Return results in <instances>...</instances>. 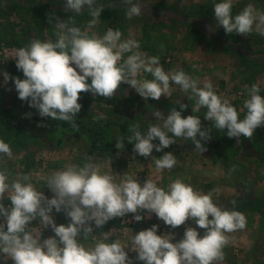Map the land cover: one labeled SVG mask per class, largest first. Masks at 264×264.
<instances>
[{
    "label": "clouds",
    "instance_id": "9594fccd",
    "mask_svg": "<svg viewBox=\"0 0 264 264\" xmlns=\"http://www.w3.org/2000/svg\"><path fill=\"white\" fill-rule=\"evenodd\" d=\"M121 2L129 5L126 8L129 19L141 14L139 2ZM86 5L93 17L90 25H94L103 5L96 6V0H64L65 10L70 12L80 13ZM232 7V0H222L213 8L215 19L226 34L235 32L248 36L255 26V31L264 36V13L248 5L233 15ZM69 20L71 18L64 21L57 17L55 42L33 39L28 46L15 50L13 59L24 79L3 73L5 85L13 81L18 98L36 109L41 118L71 121L81 111L78 101L82 92L111 98L125 83L145 100H159L162 95L168 96L170 83H173L185 93L190 92V99L195 98L194 113L206 109L204 119L214 122L217 129H227L229 138L250 139L257 128L264 126V96L259 94L257 85L248 90L249 98L244 101L247 111L241 119L237 108L214 92L211 82L200 87L198 81L183 70L166 72L159 57H149L139 51L137 41L130 38L121 42L122 33L118 29L108 28L98 37L69 26ZM125 53L131 54L124 59ZM141 72L151 74L152 79H137ZM180 107L187 109L188 105L181 103ZM153 115L160 123L150 126L146 134L136 126L130 129L133 135L129 143L134 144V153L148 158L153 149L161 152L173 145L172 137L190 139L202 153L207 151L202 141L211 139V129L202 130L198 116L185 118L175 108L166 117L161 111ZM157 139L159 144H154ZM115 146L124 147L121 140H117ZM0 154L12 155L9 144L3 140H0ZM176 164L171 152L155 160L158 170H171ZM29 179L28 175L23 176V181ZM47 187L54 194L50 199L30 182L20 179L9 182L6 171H0V201L6 194L10 200L8 207L0 203V219L4 221L0 223V264H9V261L11 264H135L137 261L213 264L223 259L222 250L229 243L226 233L246 227L244 214L222 210L213 202L212 192L201 194L180 179L171 182L167 191L151 179L142 186L128 174L116 183L111 175L99 172V165L90 162L53 172L47 179ZM53 210L63 211L69 222L57 225ZM140 212L154 213L172 229L191 219L205 231L201 237L196 228L188 227L183 238L173 243V236L158 235L159 225L154 224L132 238L130 250L137 253L135 260L129 257L118 239L111 243L97 240L89 246L79 241L80 237L93 236L95 229L103 228L116 217L134 214V219L140 222L144 219ZM37 220L44 228L51 227L54 235L46 239L37 236L36 229L29 227Z\"/></svg>",
    "mask_w": 264,
    "mask_h": 264
},
{
    "label": "rangeland",
    "instance_id": "374dc122",
    "mask_svg": "<svg viewBox=\"0 0 264 264\" xmlns=\"http://www.w3.org/2000/svg\"><path fill=\"white\" fill-rule=\"evenodd\" d=\"M12 1L17 0H0V8L3 12L0 18V47L2 45L13 46L7 42V37H10L12 32L20 36V39L25 38L26 43H30L33 39L56 41L55 27L42 29L30 20V16L22 18L26 11L18 9V7L13 9ZM43 1L56 3V7L61 9L59 15L61 13L63 17H66L64 0ZM19 2L21 4L37 3L38 0H19ZM134 2H139L142 9H145V6L147 9L131 19L128 18L127 12L111 22L96 18L94 25H90L93 18L90 20L88 16L84 18L85 22L81 23V30L86 31L89 35L94 34L102 37L108 28L118 29L122 33L121 42L131 38L139 43V51L142 53L149 57L157 54L159 63L161 62L160 65L166 72L183 70L196 79L200 87H203L206 82H211L214 92L222 100H227L235 106L241 119L247 111L244 108V101L249 98L248 90L253 85H257L260 88L259 94L264 96V36L255 31V26L248 36L243 35V40L238 42L243 51L254 50L247 53L254 63L242 59L237 52L234 53L236 56H231L233 58L231 59L226 51L222 52L223 55L217 54L216 58L219 62L208 63L213 58L211 54L205 53L204 60L201 58V55H204L203 47L193 44L184 47L185 49L181 53L183 56L178 58L179 51L177 49L182 43L178 41L181 37H177L175 30L179 25H185L188 20L189 23L191 22L190 18L194 7L211 3L215 5L222 0H134ZM96 3V6L123 4L121 0H96ZM232 5L233 15L238 14L248 5H252L257 12L264 13V0H232ZM125 6L129 7V5ZM85 9L88 10L87 5ZM168 10L174 12L177 19L180 18L179 24L171 22L168 26L167 23H164L165 20L163 22L155 19L154 14H151V12L163 14ZM206 17L205 21L208 22L209 18ZM157 23L165 24L163 26L172 29L169 31L173 34L171 39L163 38L166 39L163 40V43L169 44L167 46L169 49L164 54L165 57L170 56L169 61L160 58V55L163 57V54L156 52L158 49L153 48L152 43L156 40L152 38L158 34L155 29L161 28ZM72 26L74 25L72 24ZM150 32L153 33V37ZM223 46L221 44L219 47ZM200 52L202 53L200 54ZM129 54L131 53H125L123 58L126 59ZM121 63H123V59ZM4 72L9 73L13 78L24 79V75L22 71H18L16 63L3 60L0 57V116L9 108L15 115L27 118L28 116L38 117L37 124L33 128L14 133L8 132L4 135L0 133V140L6 139L12 150L11 157L0 154V171H6L9 182L16 179H20L24 183L30 182L50 199L54 194L47 187V179L53 172L64 170L68 166L82 167L91 162L99 165L101 174L111 175L116 183H120L125 174H128L138 180L142 186L147 179H151L158 187L167 191L171 182L180 179L201 194L212 192L213 202L222 210H230L231 207L248 200L264 199V158L260 155L261 149L256 145L257 142L264 144V126L257 128L250 139L246 137L231 139L227 136V132L218 137L212 130L214 122L204 119L206 109L202 108L200 112L194 113L192 106L195 104V98L190 99L191 93H185L179 85L170 83L168 96L162 95L159 100L152 98L145 100L130 85L122 83L111 98L95 96L91 92L80 94L78 102L82 105L81 111L71 121H68L70 125L78 118L93 123V117H103L111 123L109 128H105L107 139L119 137L121 134L127 136L123 142L124 147L121 149H117L115 146L113 149L107 148L105 152L96 148L91 151L92 146L87 133H83L81 128L76 130L64 128V126L54 128V122L59 120H52L50 117L41 118L36 109L30 108L27 102L21 101L15 90L14 82L9 81L5 85ZM137 79H152V76L149 73L141 72ZM181 103L188 105L187 109H181ZM173 108L181 111L185 118L188 115L198 116L201 119L202 130L211 129V139L206 142L202 141L207 151L202 153L190 139L172 137L175 140L173 145L161 152L153 149L152 156L148 158L134 153V144L129 143V137L133 135V131L130 129L136 126L137 130L146 134L150 126L160 123L153 115L156 111L163 112L166 117ZM28 119L30 120V118ZM124 128L125 130H123ZM79 132L81 134L77 136L76 134ZM169 136L171 137L172 134L169 133ZM255 136L258 138L256 141L253 140ZM166 152L173 153L177 164L171 170H158L155 160ZM240 160L244 167L234 164L235 161L239 162ZM24 175L30 177L29 181H23ZM0 203H3L5 207L10 206L7 194ZM239 212L246 217V227L243 230L226 233L229 243L222 250L223 259L214 261L213 264H264V202L261 206L253 205L252 208L246 207ZM139 214L144 216V219L136 224L125 223L122 221V217H116L108 221L103 228L95 229L93 236H89L87 239L80 237L79 241L85 246H89L97 240L111 243L118 239L128 251L129 257L135 260L137 253L130 250L132 238L141 230H146L154 224L159 225L157 234L173 236V243L183 238L188 227L196 228L201 237L205 231L198 228L191 219L184 225L172 229L159 220L154 213L140 212ZM52 215L57 225H66L69 222L63 211L56 213L53 210ZM3 222L0 219V223ZM29 227L35 228V234L41 236L42 239L54 235L51 227L44 228L38 220L33 221ZM135 264H143V262L137 261Z\"/></svg>",
    "mask_w": 264,
    "mask_h": 264
},
{
    "label": "trees",
    "instance_id": "16d2710c",
    "mask_svg": "<svg viewBox=\"0 0 264 264\" xmlns=\"http://www.w3.org/2000/svg\"><path fill=\"white\" fill-rule=\"evenodd\" d=\"M122 4V3H120ZM214 3L211 4H207V5H201V6H196L193 8L192 13H191V22L189 24V27L191 29H200L204 27L206 28H217L221 31L222 34V41H223V37H225L226 35V39L228 41L231 40V43H238L241 40H243L242 38V34H237L235 32L231 33V34H226L225 30L222 27H219L218 22L215 19L214 16V5H212ZM11 5L13 6V9L15 7H18V9H24V11H26L25 15L22 16V18L28 17L30 16V20L34 21L36 24H38L42 29L44 27H55V23L58 22L57 21V17L60 20H64L67 21L69 18H72L71 20H69V26H72V24L75 26H78L80 29L82 28V26L80 27L82 22H85L84 18L85 17H90V20L93 18L90 15L89 10H82L80 13H75V12H70V11H66V17H63V14L60 13L59 15V11H61V9H59L58 7H56V3L51 1H43V0H38L37 3H26V4H21L19 2V0L17 1H12ZM212 5V6H211ZM147 7L145 6V9H142V12L144 10H146ZM5 12V11H4ZM126 6L125 4L122 5H103V10L101 13V16L99 17L102 21H106V22H111V21H115V19L119 18L120 16H122L124 13H126ZM2 9L0 8V18L2 17ZM207 16V17H206ZM153 17H155V19H159L162 20L164 22V20L166 18L160 17L159 15H153ZM209 18L208 21V26L204 25V21L202 18ZM152 18V17H151ZM201 18V19H200ZM51 19V22H50ZM175 19V18H174ZM176 21H174L175 23ZM165 23V22H164ZM146 27H148V25H146ZM210 31V30H209ZM199 34V33H198ZM198 34L196 33L195 36H198ZM10 37H7V42L13 46H18V47H26L28 46V43H26V39L25 38H21L20 36H18L16 33L12 32L10 35ZM209 38V37H208ZM240 44V43H238ZM225 47L228 51L230 49V51L234 50V47L229 46L228 44ZM238 49V51H237ZM236 52L237 54L244 60H249V63H254L252 61H254L253 59H250V57L248 56V54L246 53V51H243V49L241 47H237L236 48ZM13 110L7 108L4 112L3 115L0 116V133H2L3 135L10 132V133H14V132H20L23 129H30L33 128L37 122V118L38 117H34V116H28V118H30V120L26 117V116H21V115H15L12 113ZM93 123L92 122H86L83 119H76L71 125L70 123H68V121H64V120H59L54 122L55 126L54 128L58 127V126H64V128H74L76 129H82L83 133H87L88 137L90 138V144H91V151L94 150V148L101 150L102 152H105V150H107V148H115L116 142L117 140H121L122 142H124L127 139V136L121 134L119 135V137H115L113 139H107L106 137V129L105 128H109L111 126V123L108 119L106 118H97V117H93ZM125 130V128L123 129ZM212 130L215 131V136H220L223 133L227 132V129L220 130L217 129L215 127V124L212 127ZM80 132L77 133V136H80ZM232 139V138H231ZM257 136L253 137V140H257ZM4 142H6V139L3 140ZM8 143V142H6ZM154 144H158L159 140H155L153 141ZM257 147L261 149V156L264 158V144L263 143H256ZM240 150H242L240 148ZM235 165L239 166V167H244L243 162L240 160L239 162H234ZM264 202V199L261 198H256L252 201H245L244 203H240L237 204L236 206L231 207L230 210H236V211H240L241 209H245L246 207L252 208L253 205H257V206H261L262 203Z\"/></svg>",
    "mask_w": 264,
    "mask_h": 264
},
{
    "label": "crops",
    "instance_id": "0c3cea01",
    "mask_svg": "<svg viewBox=\"0 0 264 264\" xmlns=\"http://www.w3.org/2000/svg\"><path fill=\"white\" fill-rule=\"evenodd\" d=\"M151 14L159 15L160 17L165 16L164 17V18H166L165 23H167L168 26H169V23H171V22H172V24H174V21H176L179 24V21H180L179 20L180 18L177 19L176 14H174V12H172L171 10L165 11V13H163V14H160V13L158 14V12H157V14L151 12ZM177 16H179V15L177 14ZM202 19L204 21V25L208 26L209 24H208V22L205 21V17ZM177 23H176V25H177ZM157 24L160 25L161 28L155 29V31L158 33L156 35V37H153V33L150 32V35L152 34L151 37H153L152 39L156 40V41H153V43H152L154 46L153 48L158 49L156 52H160L161 54H163V57H161L162 55H160V58L166 59V61H169L170 56L169 57L164 56V54H166L168 49H169V48H167V46H169V44L167 42L163 43V40H166L163 38L165 37L167 39H171L173 34L170 33L169 31L172 29L167 28L168 26L167 27L163 26L165 24H159V23H157ZM189 24L190 23L188 20V22L185 25L181 24V25H179L177 30H175L177 35H178L177 37H181L178 41H180L182 43V45H179V49H177V51H179L178 58L183 56L181 53H183L184 49L186 48V46L188 44L189 45L193 44L194 46H197V47L202 46L203 47L202 50L204 51V55H201V58H204V60L206 57L205 53H210L211 57H213V58H211V60L208 63H210V62L215 63L216 61H218V58H216L217 54L223 55L222 52H224V51H226L229 54V56H230L229 58H231V59H233L231 56H236L234 53H236V48L239 47L240 45L237 43H231V40L228 41L226 39V35H225V37H223V41H222V39H221L222 34L218 28H206V27H204L205 29H203V28L191 29L189 27ZM176 33H175V35H176ZM196 33L197 34L199 33L198 36H195ZM158 35H160V36H158ZM221 44H223L224 46H226L228 44L229 46L234 47V50L230 51V50H232V49H230L228 51L225 47H219V46H221ZM196 51H197V48H196ZM237 51H238V49H237ZM253 51H254L253 49H249V50H246V53L253 52ZM201 53L202 52H200V54ZM155 56H158V55L155 54ZM207 56H210V55H207ZM183 59H185V58L183 57ZM235 60H236V58H235ZM197 63H199V62H197Z\"/></svg>",
    "mask_w": 264,
    "mask_h": 264
},
{
    "label": "built area",
    "instance_id": "2783aa9c",
    "mask_svg": "<svg viewBox=\"0 0 264 264\" xmlns=\"http://www.w3.org/2000/svg\"><path fill=\"white\" fill-rule=\"evenodd\" d=\"M19 48H21V47L2 45V47H0V57L3 60L16 63L15 59H13V55H14L15 50H17ZM73 66L75 67V65H73ZM122 221L125 223H129V224H136L137 223V221L134 219V214H128L125 217H122Z\"/></svg>",
    "mask_w": 264,
    "mask_h": 264
}]
</instances>
